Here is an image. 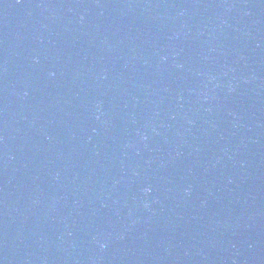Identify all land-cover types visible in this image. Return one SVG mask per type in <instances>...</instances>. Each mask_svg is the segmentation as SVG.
I'll return each instance as SVG.
<instances>
[{
    "label": "water",
    "instance_id": "95a60500",
    "mask_svg": "<svg viewBox=\"0 0 264 264\" xmlns=\"http://www.w3.org/2000/svg\"><path fill=\"white\" fill-rule=\"evenodd\" d=\"M54 0H0V119Z\"/></svg>",
    "mask_w": 264,
    "mask_h": 264
}]
</instances>
